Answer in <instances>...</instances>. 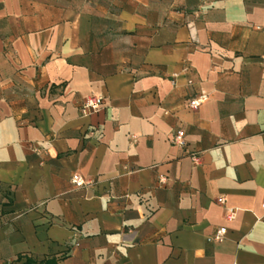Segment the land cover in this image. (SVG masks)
<instances>
[{
	"label": "crops",
	"instance_id": "0c3cea01",
	"mask_svg": "<svg viewBox=\"0 0 264 264\" xmlns=\"http://www.w3.org/2000/svg\"><path fill=\"white\" fill-rule=\"evenodd\" d=\"M263 21L264 0H0V264H264Z\"/></svg>",
	"mask_w": 264,
	"mask_h": 264
},
{
	"label": "built area",
	"instance_id": "2783aa9c",
	"mask_svg": "<svg viewBox=\"0 0 264 264\" xmlns=\"http://www.w3.org/2000/svg\"><path fill=\"white\" fill-rule=\"evenodd\" d=\"M262 29H264V21H263L262 26L255 27V30H257V31H260ZM188 84H191V81H188ZM202 100L203 99L200 97L199 98L195 97V98L190 99L188 101V108L190 110L196 111L199 108ZM105 104H106V101H105V98L103 96L91 95V96L86 97L83 100V102L79 108V111H80V114L82 116H89V115H92V114L97 113L100 110H102L105 107ZM135 138L136 137L131 136L130 140L132 142H134ZM169 142L171 145L183 148L185 146L184 132L182 130L176 131L172 135V137L169 139ZM192 162L197 163L198 157L193 155L192 156ZM70 182L76 188H83L87 184L86 181L80 175H77V174L72 175ZM218 201L220 204H223L224 199L220 198ZM262 206L264 208V201L262 203ZM234 218H235V211L233 209L226 210V219L231 221ZM225 235H226V229L223 227H220V228L216 229L215 233L213 234V236H211L208 239V241H210V242H221L223 240V238L225 237ZM75 246H78V245L75 244Z\"/></svg>",
	"mask_w": 264,
	"mask_h": 264
},
{
	"label": "trees",
	"instance_id": "16d2710c",
	"mask_svg": "<svg viewBox=\"0 0 264 264\" xmlns=\"http://www.w3.org/2000/svg\"><path fill=\"white\" fill-rule=\"evenodd\" d=\"M24 264H33V263L32 261L27 260ZM44 264H54V261L50 260V261L45 262Z\"/></svg>",
	"mask_w": 264,
	"mask_h": 264
}]
</instances>
